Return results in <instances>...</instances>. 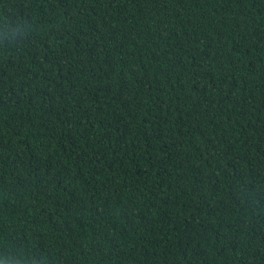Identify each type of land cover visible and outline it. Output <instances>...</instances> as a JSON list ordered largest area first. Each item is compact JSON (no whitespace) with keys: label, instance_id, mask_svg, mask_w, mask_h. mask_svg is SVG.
<instances>
[{"label":"trees","instance_id":"16d2710c","mask_svg":"<svg viewBox=\"0 0 264 264\" xmlns=\"http://www.w3.org/2000/svg\"><path fill=\"white\" fill-rule=\"evenodd\" d=\"M0 264H264V0H0Z\"/></svg>","mask_w":264,"mask_h":264}]
</instances>
